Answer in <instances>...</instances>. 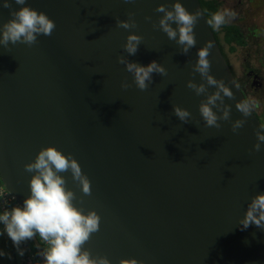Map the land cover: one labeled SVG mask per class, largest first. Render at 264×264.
<instances>
[{
	"label": "water",
	"instance_id": "obj_1",
	"mask_svg": "<svg viewBox=\"0 0 264 264\" xmlns=\"http://www.w3.org/2000/svg\"><path fill=\"white\" fill-rule=\"evenodd\" d=\"M3 2L0 26L21 7L9 0L11 8H4ZM175 2L26 0L57 27L31 47L0 45V178L22 207L34 174L24 165L48 146L71 153L92 189L85 196L71 173H62L76 194L73 203L101 217L99 232L83 247L111 264L133 258L143 264H264V231L239 225L251 199L264 193V144L251 152L263 124L255 111L244 118L236 109L247 98L200 0H179L189 12L203 13L187 55L153 28L163 16L155 9L164 4L171 10ZM129 12L137 27H117ZM129 34L143 37L135 55L124 51ZM208 41L210 75L234 93L224 98L231 121H220V129L205 126L199 104L206 96L186 86L204 82L192 65ZM119 56L142 66L156 61L166 75L153 73L149 88L140 91ZM125 81L132 87L122 89ZM215 90L210 86L208 93ZM173 105L191 113L188 123L173 114ZM237 119L246 123L234 134Z\"/></svg>",
	"mask_w": 264,
	"mask_h": 264
},
{
	"label": "clouds",
	"instance_id": "obj_2",
	"mask_svg": "<svg viewBox=\"0 0 264 264\" xmlns=\"http://www.w3.org/2000/svg\"><path fill=\"white\" fill-rule=\"evenodd\" d=\"M21 5L18 10L12 11L11 19L0 26V45L7 48L9 43L25 44L29 47L38 42V36H51L56 29V23L44 12L37 11L26 4V0H14ZM132 3L134 0H124ZM4 8H11L9 0H4ZM156 12L163 13L158 23L153 22V28L166 33L169 40L175 41L180 46V52L187 55L190 49L196 46L197 40L193 31L199 18L203 14L200 10L189 12L179 0L172 5L171 10L164 4H160ZM135 13L129 12L127 20H116V26L125 30L137 27ZM236 17V13L230 9H224L214 13L207 24L214 30L230 23ZM151 17H145L151 21ZM175 24L174 28L172 25ZM143 37L137 34H129L124 44V51L129 55H135ZM213 42L208 41L199 48L198 59L192 65L193 74L199 73L203 83L197 84L193 80L187 82V87L197 96H206L199 104V113L206 127L220 129V121H231V106L224 103V98L234 99V93L225 85L223 80H217L210 75L211 61L210 50ZM117 62L125 65L127 72L133 76V83L140 91L149 88L152 82V74L166 75V69L156 61L147 66L130 62L126 56L117 57ZM94 74V73H93ZM210 86L215 91L208 93ZM132 87L127 81L121 83L124 90ZM258 101L247 99L237 102L235 107L244 118L249 117ZM215 109V111H214ZM173 114L183 123H188L191 113L180 106L173 105ZM246 119H237L231 122V131L234 134L243 128ZM257 142L251 152H260L264 144V126L256 130ZM25 171L34 173L29 181L30 195L24 199L23 206H14L10 210L0 213V225L3 232L11 239L18 254L23 256L24 250L21 244L36 240L37 236L43 247L39 248V255L43 258V264H111L106 256L93 257L91 252L83 246L94 233L100 230L101 217L95 210L86 214L83 208H78L73 201L76 194L66 187L67 181L62 173L70 172L74 182L78 183L82 193L90 196L92 193L91 182L82 172L81 166L69 153L64 155L54 146L42 148L35 160L24 165ZM242 230L250 225L264 231V193L254 196L248 204L245 215L239 221ZM6 253L0 251V256ZM120 264H143L137 259H122Z\"/></svg>",
	"mask_w": 264,
	"mask_h": 264
},
{
	"label": "rangeland",
	"instance_id": "obj_3",
	"mask_svg": "<svg viewBox=\"0 0 264 264\" xmlns=\"http://www.w3.org/2000/svg\"><path fill=\"white\" fill-rule=\"evenodd\" d=\"M222 10L230 9L236 17L230 24L241 26L247 44L232 52L224 46L227 52V64L243 90L247 99L257 100L258 107L254 109L259 114L264 126V0H219ZM253 73L256 76L253 77ZM252 74V75H251ZM3 232V225H0ZM38 237V236H37ZM24 255L18 254L16 247L6 233L0 235V251L6 253L0 256V264H28L30 254H35L33 264H43V258L38 254V240L27 241L20 246Z\"/></svg>",
	"mask_w": 264,
	"mask_h": 264
},
{
	"label": "trees",
	"instance_id": "obj_4",
	"mask_svg": "<svg viewBox=\"0 0 264 264\" xmlns=\"http://www.w3.org/2000/svg\"><path fill=\"white\" fill-rule=\"evenodd\" d=\"M202 8L207 16V20L211 18V16L217 11H222L221 3L219 0H200ZM212 28V27H211ZM217 41L219 42L222 52L227 57V52L223 45L228 46V48L235 52L238 50L240 46H245L247 44V40L245 38V34L241 31V26L237 24L227 23L223 25L219 31L214 30L212 28ZM259 117V114L255 112ZM260 119V118H259ZM0 185L4 186L1 178ZM6 208L2 206L1 198H0V213H2Z\"/></svg>",
	"mask_w": 264,
	"mask_h": 264
},
{
	"label": "built area",
	"instance_id": "obj_5",
	"mask_svg": "<svg viewBox=\"0 0 264 264\" xmlns=\"http://www.w3.org/2000/svg\"><path fill=\"white\" fill-rule=\"evenodd\" d=\"M0 198L2 206H4L7 210H10L14 206H19V204L16 201V198L13 194L9 193L5 186L0 185ZM39 245H43L42 242L39 240V237H37ZM26 258H28L27 263L33 264L35 260V254H30Z\"/></svg>",
	"mask_w": 264,
	"mask_h": 264
},
{
	"label": "flooded vegetation",
	"instance_id": "obj_6",
	"mask_svg": "<svg viewBox=\"0 0 264 264\" xmlns=\"http://www.w3.org/2000/svg\"><path fill=\"white\" fill-rule=\"evenodd\" d=\"M252 75V74H251ZM256 76V74L253 73V77Z\"/></svg>",
	"mask_w": 264,
	"mask_h": 264
}]
</instances>
